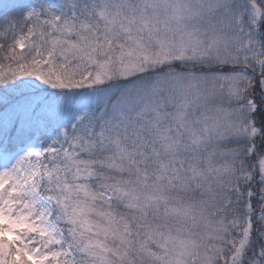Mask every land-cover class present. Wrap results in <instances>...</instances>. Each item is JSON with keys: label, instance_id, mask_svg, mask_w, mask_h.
<instances>
[{"label": "snow or ice", "instance_id": "obj_1", "mask_svg": "<svg viewBox=\"0 0 264 264\" xmlns=\"http://www.w3.org/2000/svg\"><path fill=\"white\" fill-rule=\"evenodd\" d=\"M0 264H264V0H0Z\"/></svg>", "mask_w": 264, "mask_h": 264}]
</instances>
